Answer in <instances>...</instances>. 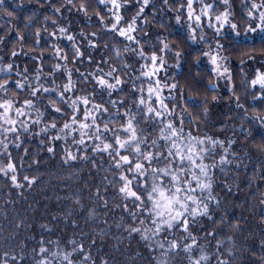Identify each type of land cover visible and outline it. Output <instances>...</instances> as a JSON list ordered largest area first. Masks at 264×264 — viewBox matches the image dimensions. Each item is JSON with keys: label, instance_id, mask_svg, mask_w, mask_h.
<instances>
[{"label": "snow or ice", "instance_id": "snow-or-ice-1", "mask_svg": "<svg viewBox=\"0 0 264 264\" xmlns=\"http://www.w3.org/2000/svg\"><path fill=\"white\" fill-rule=\"evenodd\" d=\"M36 3L40 7L50 6L53 16L62 15V9L66 7L69 11L76 8L85 16L88 14L87 4L80 3L77 6L75 0H64L59 6L56 0H36ZM137 3L139 8L136 14L124 27L121 26L123 5L118 0H97L98 7L108 8L111 5L108 11L111 13L110 19L114 22H111L110 26L105 23L99 11L96 13L106 32L129 42L123 48L118 46L122 43L120 40L111 46L105 45L109 52L114 54L118 64L113 63V58L105 59L102 56L90 71L80 72L76 69L77 79L74 80L73 70L67 68L68 53L59 46L50 45L49 47L53 49L51 58L57 62L51 66L47 75L43 72V51L40 56L31 57L34 63L38 62L34 77L28 75L31 71L28 67L21 70L19 65L12 62L0 66V73L5 74L0 78V137H3L0 139V147L4 150L0 155L6 154L8 160L6 166H0V173L8 177L16 187H21L16 175L9 176V173L16 172L9 148L10 142L21 141L23 135L31 134L33 138L43 135L52 143L60 140L67 142L71 138L77 148L85 149L86 140L91 141L94 145L91 148L93 153H107L111 157L110 169L113 179L109 181V185L117 189L118 195L124 202L123 210L131 220V223L125 226L129 236L139 235L151 251L159 248L162 250L161 255L165 257L183 251L189 264H211L209 254L200 247V238L192 233L191 227L198 217H207L213 224L216 223L210 210V202L215 200V197L212 194L209 169L217 167V164H208L205 161L210 155H214L213 149L216 145L222 146L223 142L207 136L197 137L191 132L185 134L186 119L190 126L198 127L197 121L192 119L193 114L185 105L200 107L201 102L196 96L186 97L184 89L178 82H168L167 73L171 66L167 65L164 56L158 55L155 50L149 56L142 46L133 47L140 43L134 33L140 30V18L144 16L150 0H137ZM163 3L169 6V11L172 10L170 0H163ZM171 3L176 4L177 0H171ZM178 3L179 6L175 8L176 23L186 25L188 37L193 43L208 44L207 50H197L199 54L196 56V61L199 63L201 56L207 57L211 65V73L217 79L225 77L230 79L227 59L221 55L225 47L219 42L222 38L227 39L233 47L244 46L252 50H255L258 42L264 50V0H261L260 4L255 3V0H242V7L247 9L248 21L243 31L240 24L233 22L234 15L229 0H220L224 5L223 11L218 10L216 0L212 2L178 0ZM18 7L19 5L13 7L8 5L6 0H0V11L5 12L9 17H14ZM26 19L30 21L31 17ZM48 19L49 17L45 16V20ZM205 20L207 27L214 30L215 51L212 44L204 39L202 29ZM142 23L145 25L148 23L146 17ZM52 25L54 30L49 34L51 39L66 37L72 45V64H81L85 53L75 43L76 37L69 34L67 28L58 26L56 19H52ZM24 27L27 29L30 24L26 23ZM43 31L47 32V28ZM198 32L199 37H197ZM80 36L87 40L89 48L98 47L97 33L86 35L81 32ZM34 38L33 50L40 44L39 28L36 29ZM5 39V36H0V41ZM16 39L23 45L25 36L17 32ZM159 43L162 45L159 48L160 52L171 51L166 39H160ZM128 53L132 56L128 57ZM11 55L17 57L19 53L13 50ZM174 57L175 67L179 68L184 53L176 51ZM249 58L255 60V56ZM140 61L144 63H140L139 68H135L134 65ZM87 63L91 66L93 57L89 56ZM13 70L15 77L11 75ZM129 70L138 74L131 76ZM161 73L164 75L162 76ZM78 83L91 85V91L78 89ZM129 83L131 86L126 96L131 98V105L127 98L119 96ZM250 83L253 89L258 86L259 91L255 94L249 92L248 95L252 96L253 101L264 103V72L257 69ZM212 87L214 88L215 85ZM165 89L169 93L168 96L164 95ZM79 91L88 94L79 95ZM23 93L27 95H22ZM114 95L117 98H114ZM215 99L213 97V100ZM235 99L236 107L244 109L247 116L248 109L240 103V97L236 96ZM202 103L206 104L207 101ZM177 108L180 109L179 114ZM204 112L206 115V107ZM49 116H51L50 120ZM251 119L259 121L260 125L264 126V115L257 113ZM41 124L44 125L42 128ZM231 143L229 141V144ZM14 146L20 148L22 143H15ZM47 150L49 153H54L53 147H48ZM227 151L228 149L225 148L224 152ZM77 158V154L65 148L66 164ZM79 158L87 159L86 156ZM219 163L220 165L228 163L225 155L220 156ZM24 179L29 185L34 182V178L29 179L25 176ZM97 196L99 197V190ZM216 203L219 204V201ZM260 203L264 204V199H261ZM129 204L132 205L131 208L128 207ZM82 211H86L89 217L95 215V209H82ZM220 223H224L223 219ZM216 236L215 231L204 233V238L215 239ZM228 239L231 241V237ZM68 244L71 246V251L60 248L58 242L56 251H50L41 240L38 252L36 249L33 250L34 258L39 257L36 264H76L74 257L77 256L82 257L80 264H88L91 255L85 253L84 244H78L76 240L68 241ZM92 244H95L94 240ZM222 246L223 241L217 240L218 253ZM198 247L199 255L196 254ZM227 254L232 255L231 251ZM222 255L223 253H220V256ZM159 264H168V262L164 260ZM216 264H230V261L217 257Z\"/></svg>", "mask_w": 264, "mask_h": 264}, {"label": "trees", "instance_id": "trees-1", "mask_svg": "<svg viewBox=\"0 0 264 264\" xmlns=\"http://www.w3.org/2000/svg\"><path fill=\"white\" fill-rule=\"evenodd\" d=\"M155 1H150L145 9L146 12L150 11ZM157 1L163 3V0ZM75 2L77 6L80 3L87 4V16L78 12L76 8L69 11L67 7L62 9V15L53 16L50 6L40 7L36 0H6L8 5L13 7L19 5V7L16 8L14 17H9L5 12L0 11V36L6 37L4 41H0V66L12 62L19 65L21 70L28 67L31 70L28 75L34 77L38 62L34 63L31 57H38L43 51V72L47 75L51 66L57 62L51 58L53 49L49 47L50 45L59 46L68 53L67 68L73 70L74 80L77 79L76 69L80 72L90 71L102 56L105 59L111 57L113 63L118 64L114 54L109 52L105 45L111 46L120 40L122 43L118 46L123 48L129 42L107 33L100 24V18L96 13L99 11L105 23L110 26L112 21L109 13L103 6H97V0H75ZM62 3L64 0H56L57 6ZM121 4L123 5L121 26L126 27L129 19L131 20L136 14L135 8L139 7V4L137 0H121ZM229 4L234 15L233 22L240 24L243 31L248 23L247 9L242 7V0H229ZM170 6L173 10L176 8V4L171 5V0ZM149 14L151 15L150 12ZM45 16L49 19L45 20ZM26 17H31V20H27ZM52 19H56L58 26L67 28L69 34L76 37L75 43L85 53L81 64H72V45L66 37L53 40L49 36L54 30ZM148 22L146 25L139 23L140 30L134 35L140 43L133 47L142 46L149 56L153 50L158 55L164 56L167 65L171 66L167 73L168 82H178L184 89L186 97L193 95L201 102L200 107L185 105L193 114L192 119L198 123V127L190 126L186 119L185 134L191 132L197 137L207 136L223 142L222 146L216 145L213 149L214 155H210L205 161L208 164H217V167L209 169L212 194L215 197V200L210 202V210L216 223L213 224L207 217H198L191 231L200 238L199 245L209 254L211 264H216L217 257L230 261V264H264V204L260 203L261 199H264V150H262L264 126H261L259 121L251 119L257 113L264 115V103L253 101L252 96L248 95L249 92L255 94L259 91L258 86L253 89L250 82L255 76L253 67L264 72V50L258 42L255 50H252L244 46L233 47L227 39L223 40L225 47L222 53L226 56L230 70V91H228L223 88L224 85L217 83L215 75L211 73L202 56L197 63L196 56L199 54L197 50L200 49L191 44L184 31L176 29L170 22L168 25L165 24V20L149 19ZM26 23L30 24L27 29L24 27ZM37 28L41 30V40L39 46L33 50L34 33ZM44 28H47V32L43 31ZM17 32L25 36L23 45L16 39ZM81 32L86 35L97 33L98 47L89 48L87 40L80 36ZM160 39L167 40L171 51L168 53L159 51L162 47L159 43ZM13 50L19 53L17 57L11 55ZM176 51L184 53L179 68L175 67ZM89 56L93 57L91 66L87 63ZM127 56L131 57L132 54L128 53ZM250 56H255V60L250 59ZM242 61L244 63L248 61L247 82H244L242 77L244 68ZM140 63L144 61H140L134 67L139 68ZM105 71H107L106 66ZM137 74L129 70V75ZM4 75L0 73V78ZM11 75L15 77V70ZM161 75L163 76L164 73ZM213 85L216 87L213 88ZM130 86L129 83L125 86V91L119 94L129 100V105L131 98L127 97L126 93ZM146 87L145 84V89ZM77 88L91 91V85L84 83H78ZM88 92L79 91L78 94L86 95ZM164 95H169L167 89L164 90ZM234 96H239L240 103L248 109L247 116L244 109L236 107ZM213 97L216 99L213 100ZM114 98L117 97L114 95ZM204 101L207 103L203 104ZM179 112L180 109L177 108V113ZM178 120L179 115L177 122ZM43 126L40 125L41 128ZM229 141L232 143L229 144ZM15 143H22V146L16 148ZM86 144V149L77 148L71 138L67 142L60 140L52 143L43 135L33 138L31 134L23 135L21 141L10 142L9 151L16 172L9 173V176L16 175L21 187H16L8 177L0 173V264H36L39 257L34 258L33 250L36 249L38 252L41 240L50 251H56L57 242L60 248L68 251H71L68 241L76 240L78 244L83 243L85 253L91 255L88 264H105V262L159 264L164 260H167L168 264H189L183 251L165 257L161 255L162 250L159 248L151 251L139 235L129 236L125 226L130 224L131 220L123 210L124 202L118 195L117 189L109 185V181L113 179L110 169L111 157L107 153H93L91 148L94 145L91 141L86 140ZM48 147H53L54 153H49ZM65 148L77 154L78 158L66 164ZM225 148L228 149L227 153L224 152ZM3 152V148L0 147V153ZM221 155L226 156L228 163L220 165ZM83 156L87 159L79 158ZM7 162L6 154L0 155V166H6ZM25 176L29 179L34 178V182L29 185L24 179ZM105 201H107L106 205ZM216 201H219V204ZM128 207L131 208L132 205L129 204ZM82 209H95L94 217H89ZM221 219L224 223H220ZM205 231H215L216 238H204ZM217 240L223 241L219 253L216 249ZM229 251L232 253L231 256L227 254ZM199 252L198 247L196 254L199 255ZM220 253L223 255L220 256ZM74 259L76 264H80L82 257L77 256Z\"/></svg>", "mask_w": 264, "mask_h": 264}, {"label": "rangeland", "instance_id": "rangeland-1", "mask_svg": "<svg viewBox=\"0 0 264 264\" xmlns=\"http://www.w3.org/2000/svg\"><path fill=\"white\" fill-rule=\"evenodd\" d=\"M118 2L121 3V0H118ZM208 2H212V0H208ZM216 3H217L218 10L219 11H223L224 10V5L220 3V0H216ZM255 3L260 4L261 0H255ZM171 5H172V3H171ZM178 6H179V3H178V0H177L176 7H178ZM249 6H250V4H249ZM108 8H111V5H109ZM108 8H105V10L109 13L110 18H111V13L108 11ZM138 8L139 7L135 8L136 11L138 10ZM197 11H199V6H197ZM145 12H146V10H145ZM149 12L151 13V15L149 14ZM175 15H176L175 9L174 10L172 9L171 11H169V6H166V5H164V3H160L159 1L156 0L155 3L150 7V11H147L146 14H144V16L141 17L140 24H143L142 21H143V19L145 17L147 18V21L149 19H156L157 21H158V19H161L163 21L165 20L166 21L165 24H167V25L169 24V22L174 24L176 29L182 30L188 35V31H187L186 25L182 26V25L177 24L176 21H175ZM129 21H130V19H129ZM112 22H114V21H112ZM202 31L204 33V39L206 41H209L212 44L213 51H215L216 40L214 39V30L209 29L207 27V20L204 21V26H203ZM199 35H200V33L198 32L197 33V37H199ZM223 40H224V38H222L219 42L222 43ZM190 42H191V44L194 47L199 48L200 50H207V48H208V44H206V43H193L191 40H190ZM221 55L226 57L222 52H221ZM203 61H205V63L209 66V68L211 70V65L208 62V58L207 57H203ZM227 67H228V63H227ZM243 67H244L243 70H242V72H243V74H242L243 81L247 82L248 81V61H246L243 64ZM253 71L256 72L254 67H253ZM229 73H230V70H229ZM215 78H216V76H215ZM216 80H217V83H219L222 86L223 85L225 86V87H223L225 90L230 91V79L228 77L221 78V79H217L216 78ZM215 87H216V85H215ZM235 98L236 97L234 96V100H236Z\"/></svg>", "mask_w": 264, "mask_h": 264}]
</instances>
